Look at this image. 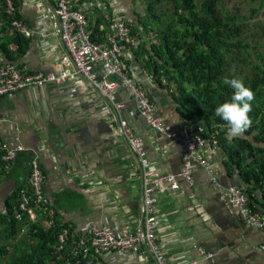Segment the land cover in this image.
<instances>
[{"label":"crops","instance_id":"0c3cea01","mask_svg":"<svg viewBox=\"0 0 264 264\" xmlns=\"http://www.w3.org/2000/svg\"><path fill=\"white\" fill-rule=\"evenodd\" d=\"M23 2V23L31 31L28 38L31 47L21 62L23 69L33 74H56L66 55L55 18L56 1ZM76 3L89 27L100 16L110 22L123 19L133 29L143 30L145 13L139 2L76 0ZM136 36L129 38L122 60L129 77L153 103L169 138L149 125L139 113L132 90L123 87L116 78H112L116 84L114 95L122 106L120 109L81 77L71 78L63 85L30 88L0 98V140L13 146L20 143L26 148L11 162L12 176L0 183V211L16 188H29L30 160L38 156L48 208L52 211L50 219L55 217L62 226L72 228L85 243L87 231L97 227H108L117 236L141 237V244L133 252H112L96 258L102 264H156L144 239V190L150 184L144 179L137 152L121 133V122L127 123L131 136L142 140L148 170L153 176L178 177L183 166V144L177 139L180 127L187 125L191 133L203 136L198 124L189 125L180 118L166 82L161 84L145 70L147 58L138 56V47L141 42H153L138 33ZM200 152L216 180L210 178L208 170L194 163L193 185L178 179L177 191L166 190L167 187L158 190L156 216L161 228L156 236L157 245L171 264H264V232L244 224L239 209L223 204L220 199L231 186L245 188L241 174L237 170L228 172L227 155L216 140L206 139ZM256 195L262 202L261 194ZM44 226L49 224L45 222ZM200 251L213 256L202 255Z\"/></svg>","mask_w":264,"mask_h":264},{"label":"trees","instance_id":"16d2710c","mask_svg":"<svg viewBox=\"0 0 264 264\" xmlns=\"http://www.w3.org/2000/svg\"><path fill=\"white\" fill-rule=\"evenodd\" d=\"M12 1L15 14L9 16L5 1L0 0V65L23 69L21 62L30 50V40L12 24L24 22V2ZM134 1L143 6L145 14L143 30L130 26V37L138 33L153 42L144 41L138 47V56L147 58L145 70L161 84L166 82L182 120L198 124L204 138L218 142L227 155L228 172L237 170L244 180L246 186L242 189L248 208L264 219V53L250 46L255 35L264 39V0L242 4L249 14L242 17L224 5L227 0ZM150 18L154 23L149 22ZM109 24V19L97 16L94 26L87 25L93 44L106 42ZM250 51L254 52L252 59ZM240 66L248 69L246 76ZM225 78H238L253 92L250 127L234 142L227 139L226 124L214 112L233 91L224 83ZM11 165L0 152V183L12 176ZM28 190L30 186L16 188L0 211V264H94L96 256L83 253L85 242L76 237L72 228L62 226L55 217L50 219L45 209L36 212L35 221L20 210L21 195ZM45 222L51 224L44 226Z\"/></svg>","mask_w":264,"mask_h":264},{"label":"built area","instance_id":"2783aa9c","mask_svg":"<svg viewBox=\"0 0 264 264\" xmlns=\"http://www.w3.org/2000/svg\"><path fill=\"white\" fill-rule=\"evenodd\" d=\"M4 1L6 15L13 16L15 14L13 1ZM55 1L56 15L60 26V42L66 51V55L61 59V70L56 74H33L14 65L1 64L0 98L30 88L63 85L71 78L81 77L90 82L94 88L109 99L110 103H114L115 107L120 109L122 106L115 101L114 95L116 84L112 78H116L123 87L132 90L139 113L148 121L149 125L169 138L170 135H167L153 103L144 89L129 77L128 68L122 60L125 45L128 43L131 33V28L127 22L123 19L113 20L108 25L106 42L93 44L87 33L83 11L79 8L76 0ZM12 27L26 38L31 37V31L26 28L24 23L14 21ZM190 129L187 125L179 129L177 139L183 144V166L178 177L172 174L153 176L148 170L149 164L142 148V140L130 135L126 122H121L120 125L121 133L126 135L129 145L140 158L141 167L144 170V179L150 184L145 186L144 190L146 221L144 239L152 249L156 264H171L156 243L157 232L161 228L160 220L156 216L158 190L167 187L166 190L177 191L179 189L178 179H184L187 184L193 185L191 171L194 163L208 170L210 178L213 181L216 180L213 169L209 167L203 152H200L206 144V139L191 133ZM23 151H26V148L20 143L13 146L0 140V152H2V159L5 162L11 163L15 155ZM44 180L40 158L32 156L29 174L30 190L22 193L20 202V210L27 213L32 221L36 220V212L39 210L45 209L49 216L52 215L44 192ZM220 199L223 204L239 209V216L244 224L264 232V219L248 208L247 196L241 187H229L221 194ZM48 224L50 225L51 222ZM141 241L139 235L117 236L108 227L90 228L87 231V241L82 245V251L83 253L92 252L96 258L112 252L130 253L141 244ZM62 242L63 238L60 236L59 243ZM200 253L208 257L213 256L204 251H200ZM94 264L102 263L96 261ZM190 264L197 263L192 262Z\"/></svg>","mask_w":264,"mask_h":264},{"label":"clouds","instance_id":"9594fccd","mask_svg":"<svg viewBox=\"0 0 264 264\" xmlns=\"http://www.w3.org/2000/svg\"><path fill=\"white\" fill-rule=\"evenodd\" d=\"M224 83L231 88L230 99L219 103L215 115L226 124V137L231 140L243 136L250 127L249 113L252 110L253 92L238 78H225Z\"/></svg>","mask_w":264,"mask_h":264},{"label":"rangeland","instance_id":"374dc122","mask_svg":"<svg viewBox=\"0 0 264 264\" xmlns=\"http://www.w3.org/2000/svg\"><path fill=\"white\" fill-rule=\"evenodd\" d=\"M246 1H248V0H231L230 2L227 0V1L224 2V5H226L227 8L232 10L235 14L239 15L240 17H242L244 15H249L247 13V10L244 8V5H242V4H245ZM240 2H243V3H241L239 6H236V3H240ZM139 13H141V10H139ZM143 13H144V11H143ZM144 20L147 21L146 18ZM149 22L150 23H154V21L151 20V18L149 19ZM153 28L157 29V27H155V26ZM256 28H257L256 30H259L260 29V25L258 27H256ZM249 32H250V34L254 35V32L252 30H250ZM262 45H264V39L260 38L258 35H255L254 38H253V42H250V46L252 47V49L255 50V52L256 51L257 52L261 51L262 53H264V51H263L264 48H261ZM252 53H254V52L250 51L249 58H251V59L253 58V54ZM240 71L244 72L245 76L248 73V69L246 67H244V66H240Z\"/></svg>","mask_w":264,"mask_h":264},{"label":"water","instance_id":"95a60500","mask_svg":"<svg viewBox=\"0 0 264 264\" xmlns=\"http://www.w3.org/2000/svg\"><path fill=\"white\" fill-rule=\"evenodd\" d=\"M55 18H56V20H57V17L55 16ZM241 181V183H243V181L242 180H240Z\"/></svg>","mask_w":264,"mask_h":264}]
</instances>
